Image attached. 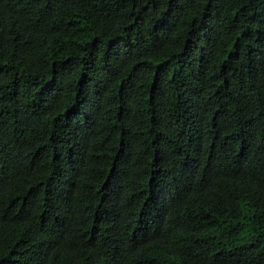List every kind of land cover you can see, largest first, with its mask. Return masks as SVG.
<instances>
[{
  "label": "trees",
  "instance_id": "16d2710c",
  "mask_svg": "<svg viewBox=\"0 0 264 264\" xmlns=\"http://www.w3.org/2000/svg\"><path fill=\"white\" fill-rule=\"evenodd\" d=\"M0 264H264V0H0Z\"/></svg>",
  "mask_w": 264,
  "mask_h": 264
}]
</instances>
